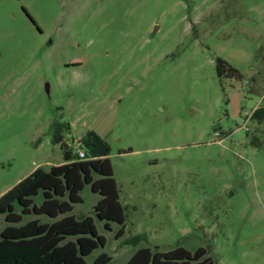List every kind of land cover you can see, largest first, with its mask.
<instances>
[{"label": "rangeland", "instance_id": "1", "mask_svg": "<svg viewBox=\"0 0 264 264\" xmlns=\"http://www.w3.org/2000/svg\"><path fill=\"white\" fill-rule=\"evenodd\" d=\"M216 58L241 79L220 80ZM257 108L264 0H0V197L97 134L125 223L116 239L120 226L105 229L100 196L83 188L73 214L106 240L87 264L155 245L264 264V121L244 124Z\"/></svg>", "mask_w": 264, "mask_h": 264}, {"label": "trees", "instance_id": "2", "mask_svg": "<svg viewBox=\"0 0 264 264\" xmlns=\"http://www.w3.org/2000/svg\"><path fill=\"white\" fill-rule=\"evenodd\" d=\"M215 71L223 77L241 79L239 71L216 58ZM257 122L264 121V108L252 113ZM52 143L63 141L62 125L52 124ZM85 159H78L65 146L68 163L52 166L48 171L36 169L0 197V215L5 226L0 230V264H87L86 257L103 248L106 240L99 235L92 216L77 218L74 206L82 202L85 186L100 199L93 207L94 216L120 226L115 234H124L125 213L119 203L108 144L92 131L79 140ZM250 144L261 145L258 138ZM41 193L37 205L34 198ZM137 239V238H136ZM139 241V240H137ZM111 257L101 253L94 264H109ZM125 264H215L204 248L191 252L183 247L162 251L161 247L140 248Z\"/></svg>", "mask_w": 264, "mask_h": 264}, {"label": "built area", "instance_id": "3", "mask_svg": "<svg viewBox=\"0 0 264 264\" xmlns=\"http://www.w3.org/2000/svg\"><path fill=\"white\" fill-rule=\"evenodd\" d=\"M251 115H252V114H248V115H246V118H245V122H244V124L247 123V121L249 120V118L251 117ZM245 130L247 131V128H245ZM218 135H219V134L216 132V133H215V137H218ZM218 142L221 143L222 140H218ZM75 154L77 155L78 159H85V153H84L83 150L80 148V144H78V145L76 146V153H75Z\"/></svg>", "mask_w": 264, "mask_h": 264}, {"label": "water", "instance_id": "4", "mask_svg": "<svg viewBox=\"0 0 264 264\" xmlns=\"http://www.w3.org/2000/svg\"><path fill=\"white\" fill-rule=\"evenodd\" d=\"M44 90H45L46 94H48V92H49V86H48V84L45 85Z\"/></svg>", "mask_w": 264, "mask_h": 264}]
</instances>
